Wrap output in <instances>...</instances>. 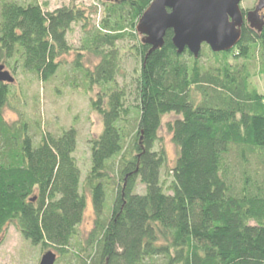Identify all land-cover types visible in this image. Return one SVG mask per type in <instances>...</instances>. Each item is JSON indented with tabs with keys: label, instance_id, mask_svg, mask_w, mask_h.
Returning a JSON list of instances; mask_svg holds the SVG:
<instances>
[{
	"label": "trees",
	"instance_id": "trees-1",
	"mask_svg": "<svg viewBox=\"0 0 264 264\" xmlns=\"http://www.w3.org/2000/svg\"><path fill=\"white\" fill-rule=\"evenodd\" d=\"M153 1L109 3L99 25L96 7L47 11L2 3L0 65L9 67L20 55L24 72L48 82L74 56L75 68L97 90L92 104L103 130L91 142L92 168L82 184L75 129L59 138L44 133L35 147L25 124L12 138L9 127H0V241L13 226L33 247L65 253L88 199L98 221L115 179L109 222L83 243L84 252L95 251L96 264H264L262 102L246 94L247 82L240 84L236 75L204 78L192 54L178 53L172 31L152 52L136 27ZM256 43L264 56V29L259 34L246 25L240 46L247 53ZM9 85L0 82V124L10 105ZM135 112L133 149L122 154ZM169 115L173 119L164 124ZM163 128L176 148L171 166L165 151H153ZM6 142L17 148L10 159ZM116 158L118 171L110 165ZM166 167L173 179L167 189L161 184ZM138 181L144 194L134 193Z\"/></svg>",
	"mask_w": 264,
	"mask_h": 264
},
{
	"label": "rangeland",
	"instance_id": "rangeland-1",
	"mask_svg": "<svg viewBox=\"0 0 264 264\" xmlns=\"http://www.w3.org/2000/svg\"><path fill=\"white\" fill-rule=\"evenodd\" d=\"M3 2H14L19 5L37 4L47 11L74 5L96 7L98 15L94 17V21L97 25L100 24L105 9L109 7V3L104 0H0V10ZM258 2L259 0H242L240 8L246 15L249 11L254 10ZM64 61L57 74L48 82H42L35 73L24 72L20 55L11 61L9 67L6 66V70L13 76L14 82L9 85L10 105L3 113V124H0V127H9L10 135L8 137L12 138L13 135L18 137L21 134V126L25 124L27 133L35 147L41 142L44 133L59 138L64 132L75 129L77 146L73 156L81 170L83 184L92 168L91 142L103 130L102 117L92 104L93 99L97 97V90L89 87L84 71L75 68L74 56L66 57ZM194 63V58H189L190 66H193ZM197 63L201 68L202 76L206 79L224 78L228 74L229 76L236 75L240 84L247 82L246 94L256 95L264 107V56L259 43L249 45L247 53L245 46H240V44L225 53H214L204 45ZM86 66L88 65L86 64ZM138 118L139 113L135 112L131 123L125 130V145L122 154L133 149L137 136ZM172 119L173 116H166L164 124ZM3 135L6 137L5 134ZM158 137L160 140L155 144L153 151H165L166 162L171 166L176 159V148L171 142L167 129L163 128ZM16 149L15 146L7 143L8 159L13 157ZM233 158L236 159L235 163L240 167L239 158L235 155ZM119 161L120 158H116L111 162L110 165L114 171L119 170ZM167 170L166 167L161 172V184H164L166 189L173 181L172 175H167ZM116 184L114 179L106 187V205L103 215L98 221L93 212L91 200L88 199L84 221L77 228V236L65 249V253H57L42 245L33 247L23 239L17 229L11 226L0 244V264H40L47 252L57 255L55 264H96L95 251L88 249L87 252H84L86 246L83 243L93 230L96 229L98 232L105 230L111 216ZM134 193H145V186L140 181L137 182ZM153 264H164V261L156 259Z\"/></svg>",
	"mask_w": 264,
	"mask_h": 264
},
{
	"label": "water",
	"instance_id": "water-1",
	"mask_svg": "<svg viewBox=\"0 0 264 264\" xmlns=\"http://www.w3.org/2000/svg\"><path fill=\"white\" fill-rule=\"evenodd\" d=\"M108 3L118 0H104ZM242 0H154L140 18L136 31L151 51L163 48L172 31V42L178 53L188 51L195 59L202 47L214 53L230 52L242 39L243 28L261 33L264 29V0L244 14ZM0 82L12 84L13 76L0 65ZM142 144V138H141ZM1 244V241H0ZM57 255L47 252L40 264H55Z\"/></svg>",
	"mask_w": 264,
	"mask_h": 264
}]
</instances>
